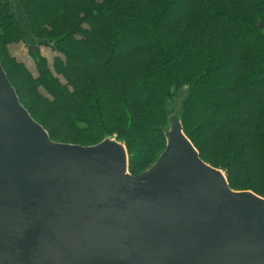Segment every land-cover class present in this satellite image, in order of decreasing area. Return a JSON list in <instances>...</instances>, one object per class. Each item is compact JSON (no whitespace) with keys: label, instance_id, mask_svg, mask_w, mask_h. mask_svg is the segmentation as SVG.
<instances>
[{"label":"trees","instance_id":"obj_1","mask_svg":"<svg viewBox=\"0 0 264 264\" xmlns=\"http://www.w3.org/2000/svg\"><path fill=\"white\" fill-rule=\"evenodd\" d=\"M5 5L0 63L52 141L114 138L137 176L133 159L165 151L170 106L188 87L180 116L201 159L264 198V0H22L20 19ZM29 37L57 54L54 72L39 51L37 77L10 56Z\"/></svg>","mask_w":264,"mask_h":264},{"label":"water","instance_id":"obj_2","mask_svg":"<svg viewBox=\"0 0 264 264\" xmlns=\"http://www.w3.org/2000/svg\"><path fill=\"white\" fill-rule=\"evenodd\" d=\"M163 132L133 176L114 138L52 141L0 63V264H264V198L232 190L180 115Z\"/></svg>","mask_w":264,"mask_h":264},{"label":"rangeland","instance_id":"obj_3","mask_svg":"<svg viewBox=\"0 0 264 264\" xmlns=\"http://www.w3.org/2000/svg\"><path fill=\"white\" fill-rule=\"evenodd\" d=\"M99 1H102V0H99ZM6 13H7V11H6ZM29 46H31V45L28 44V42L19 43V44H12L9 47V53H10L11 57L15 58L19 63H22L32 73V75L37 77L38 76L37 66H36L37 60H35L34 57H32V55L30 53ZM51 71L54 72V65H53V69ZM55 76L58 77L59 79H61V81L65 85L66 80H64L62 78V76H60V75L59 76L55 75ZM188 96H189V88L188 87H185V88L178 90L175 93V98H174V100L170 106V108H171L170 113H173L175 115H180L183 104L187 100ZM206 109H207V107L204 108V110H206ZM58 143H61V142H58ZM86 145L87 144L82 145V146H86ZM146 154H147V151L144 152L143 154H138L137 158L133 159V164L131 163V165H132V168L134 169L133 172H135V175H139L138 173L141 171L143 172L144 170L148 171L149 169H151L155 165V163L157 162L159 157L162 155V154L159 155L154 162H149L146 164L145 160H144V157L146 156ZM146 171H144V172H146Z\"/></svg>","mask_w":264,"mask_h":264},{"label":"crops","instance_id":"obj_4","mask_svg":"<svg viewBox=\"0 0 264 264\" xmlns=\"http://www.w3.org/2000/svg\"><path fill=\"white\" fill-rule=\"evenodd\" d=\"M22 0H4L5 2V7H4V12L5 14H12V13H17L18 18H23L22 15L20 16V10H19V5ZM7 11V13H6ZM30 33H28L29 35ZM29 37L28 39V44L33 45L36 43L35 40ZM32 46V47H33ZM30 47V46H29ZM36 47V46H35ZM38 51L40 55L47 60L48 67L52 70L53 65L55 62V58L57 57V54L54 53L48 46H38Z\"/></svg>","mask_w":264,"mask_h":264}]
</instances>
